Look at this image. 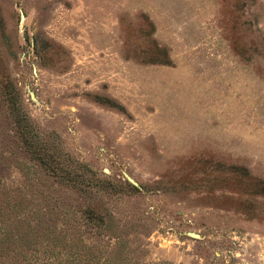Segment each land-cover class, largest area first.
<instances>
[{"label":"rangeland","instance_id":"374dc122","mask_svg":"<svg viewBox=\"0 0 264 264\" xmlns=\"http://www.w3.org/2000/svg\"><path fill=\"white\" fill-rule=\"evenodd\" d=\"M0 264H264V0H0Z\"/></svg>","mask_w":264,"mask_h":264},{"label":"trees","instance_id":"16d2710c","mask_svg":"<svg viewBox=\"0 0 264 264\" xmlns=\"http://www.w3.org/2000/svg\"><path fill=\"white\" fill-rule=\"evenodd\" d=\"M154 62L167 63L165 57L157 58ZM105 101L108 102L107 99ZM19 112L20 110L16 113L14 111L12 112L15 118V125L17 131H19L22 143L31 157L35 158L55 177L73 182L74 186H77L79 190L90 192L92 190L102 191L105 189L106 183L101 179L95 178L93 173H89L88 170H80V168L73 165H66V159L62 158L57 151L50 150L44 139L32 131L30 120L25 115H19ZM83 213L89 220H93L96 224L104 223L103 215L93 208H85Z\"/></svg>","mask_w":264,"mask_h":264},{"label":"water","instance_id":"95a60500","mask_svg":"<svg viewBox=\"0 0 264 264\" xmlns=\"http://www.w3.org/2000/svg\"><path fill=\"white\" fill-rule=\"evenodd\" d=\"M128 180L131 181L132 183L136 184L135 180H133L129 175H126Z\"/></svg>","mask_w":264,"mask_h":264}]
</instances>
